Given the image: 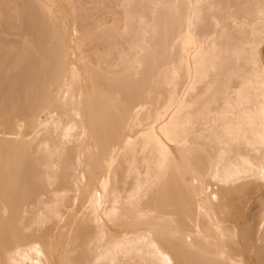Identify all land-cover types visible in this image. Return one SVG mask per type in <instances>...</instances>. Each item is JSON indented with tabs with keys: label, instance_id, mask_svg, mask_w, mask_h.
<instances>
[{
	"label": "bare ground",
	"instance_id": "1",
	"mask_svg": "<svg viewBox=\"0 0 264 264\" xmlns=\"http://www.w3.org/2000/svg\"><path fill=\"white\" fill-rule=\"evenodd\" d=\"M262 111L264 0H0V264H264V182L210 204L179 146L198 114L255 169ZM157 142L168 192L137 217Z\"/></svg>",
	"mask_w": 264,
	"mask_h": 264
},
{
	"label": "snow or ice",
	"instance_id": "2",
	"mask_svg": "<svg viewBox=\"0 0 264 264\" xmlns=\"http://www.w3.org/2000/svg\"><path fill=\"white\" fill-rule=\"evenodd\" d=\"M181 105L183 103L181 101ZM199 119L198 114H190L189 117L184 121L182 125L183 132V143L179 146L184 149H196L201 154L208 156V163L205 164V167L202 171L193 172V175L190 180V184L187 185L189 191L195 190L199 194H203L204 190L207 189L208 192V202L211 204L213 201L216 203L213 205L220 204L219 190L222 188L221 185H228L223 188H234L233 185L237 184V181L255 178L264 182V111L261 112V124L259 135L256 136L255 140L252 143V147L259 148V156L254 159L256 164L255 169H251V166L247 169H236L232 171L225 167V157L228 153V136L231 135V132H228L226 129L224 132L217 131L216 129H210L208 132H196V122ZM71 131V128L69 129ZM195 136V139L190 144L187 140L188 136ZM131 143V142H129ZM157 147L159 149L157 153V158L153 161H149L148 166L150 170L154 173L156 181H138L133 192L129 195L128 200L124 203L130 205V209H125L126 211H131V213L137 217L140 216L141 212L138 207L139 201L142 199L151 200L156 197H161L167 195L170 178L168 177V153L166 149L163 148V145H159L157 142ZM209 150L210 153H209ZM194 154V153H193ZM216 187V194L212 195V188L209 187L210 184H213ZM198 185V187H195ZM235 186V187H236ZM109 213V216L113 215ZM230 215V209L228 207H222L220 209V216L227 217ZM59 219V218H58ZM45 221L41 218L34 225L35 227H41ZM224 235L228 237L231 235L227 230H225ZM9 264V261H7Z\"/></svg>",
	"mask_w": 264,
	"mask_h": 264
}]
</instances>
